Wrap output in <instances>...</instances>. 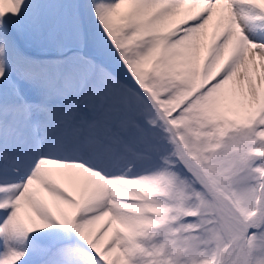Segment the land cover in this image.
<instances>
[{"label": "snow or ice", "instance_id": "obj_1", "mask_svg": "<svg viewBox=\"0 0 264 264\" xmlns=\"http://www.w3.org/2000/svg\"><path fill=\"white\" fill-rule=\"evenodd\" d=\"M0 264H264V0H0Z\"/></svg>", "mask_w": 264, "mask_h": 264}]
</instances>
